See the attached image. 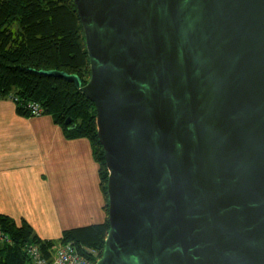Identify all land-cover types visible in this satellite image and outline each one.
<instances>
[{"label":"water","instance_id":"obj_1","mask_svg":"<svg viewBox=\"0 0 264 264\" xmlns=\"http://www.w3.org/2000/svg\"><path fill=\"white\" fill-rule=\"evenodd\" d=\"M108 176L96 264H264V0H75ZM71 118L66 120L69 124Z\"/></svg>","mask_w":264,"mask_h":264},{"label":"trees","instance_id":"obj_2","mask_svg":"<svg viewBox=\"0 0 264 264\" xmlns=\"http://www.w3.org/2000/svg\"><path fill=\"white\" fill-rule=\"evenodd\" d=\"M39 70H61L77 74L83 84L88 82L90 58L75 0H0V97L14 95L18 112L30 116L22 104L37 101L66 138L91 142L107 217L101 223L66 229L61 240L55 241L42 239L26 220L17 223L0 213V228L13 241L0 242V264H34L24 250L27 243H37L47 251L74 241L96 249L101 257L110 227L109 170L98 134L96 106L74 82L40 74Z\"/></svg>","mask_w":264,"mask_h":264},{"label":"crops","instance_id":"obj_3","mask_svg":"<svg viewBox=\"0 0 264 264\" xmlns=\"http://www.w3.org/2000/svg\"><path fill=\"white\" fill-rule=\"evenodd\" d=\"M104 204L91 142L68 139L51 115H23L0 97V213L59 241L66 229L103 222Z\"/></svg>","mask_w":264,"mask_h":264},{"label":"built area","instance_id":"obj_4","mask_svg":"<svg viewBox=\"0 0 264 264\" xmlns=\"http://www.w3.org/2000/svg\"><path fill=\"white\" fill-rule=\"evenodd\" d=\"M15 103L18 98L10 95ZM22 104V103H21ZM22 106L32 116H40L44 113L43 106L37 101H26ZM0 242L12 243L11 237L0 228ZM25 252L34 264H96L99 252L84 244H76L74 241L63 242L43 250L37 243H27L24 246Z\"/></svg>","mask_w":264,"mask_h":264}]
</instances>
